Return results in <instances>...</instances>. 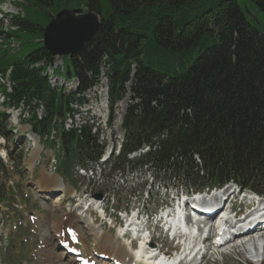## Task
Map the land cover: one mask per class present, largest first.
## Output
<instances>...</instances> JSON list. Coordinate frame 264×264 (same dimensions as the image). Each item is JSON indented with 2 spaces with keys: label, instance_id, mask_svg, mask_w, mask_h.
<instances>
[{
  "label": "trees",
  "instance_id": "1",
  "mask_svg": "<svg viewBox=\"0 0 264 264\" xmlns=\"http://www.w3.org/2000/svg\"><path fill=\"white\" fill-rule=\"evenodd\" d=\"M0 45V72L10 69V106L24 104L37 134L47 133L84 93L108 81L112 107L131 83L135 103L122 129V156L150 143V165H195L223 176L264 179V0H23ZM78 7V8H76ZM81 9L99 18L95 33L76 54L54 57L42 45L44 28L60 10ZM2 26V25H1ZM14 27V30H10ZM35 42L34 50L21 46ZM11 48V47H10ZM41 67H34L37 64ZM52 74L77 83L75 92L50 86ZM5 90V89H4ZM42 108L38 120L35 110ZM4 123L0 116V131ZM3 132V130H2ZM59 173L95 160L99 147L85 129L63 134Z\"/></svg>",
  "mask_w": 264,
  "mask_h": 264
},
{
  "label": "rangeland",
  "instance_id": "2",
  "mask_svg": "<svg viewBox=\"0 0 264 264\" xmlns=\"http://www.w3.org/2000/svg\"><path fill=\"white\" fill-rule=\"evenodd\" d=\"M18 2L19 0L17 1L0 0V19L4 15L6 16V13H10V15L17 14L20 10V6ZM4 26L6 25L4 24ZM36 47L37 46L35 42L30 41L28 44L21 46V51L23 53L25 52L24 50H34ZM58 65H60V61H57L53 65V67L58 66ZM59 74L63 76V73H59ZM101 75H104V69L101 70ZM54 81H56V83H54ZM64 82L69 84L66 87L75 86L73 82L71 83L68 81H63L61 79L60 80L51 79L50 84L56 89H61L64 91V93L70 94L72 91H69L67 88L63 87ZM101 82L103 83H101L98 89H101L102 87L107 86V78L101 77ZM130 89H131V84L125 85V94L122 97V100L115 106V110L113 114H111L113 116V120H120L123 117L125 111H127L130 107H132V105H134V103L131 101L132 93ZM18 142L21 143V140H18ZM18 153L20 155L19 159H15V165L11 167V170L13 172H10L11 174L10 177L8 178V180H5V181L9 186H12L13 183L18 182L16 180L20 178L22 182L21 186L23 189L18 191L17 194L15 195L13 204L17 206H12V209L6 206H0V236H1L0 238V264H46L45 263L46 257L42 256L44 255L43 252L45 250L47 251V254H49L52 258L51 259L52 262L50 264H71V260L69 257L62 256L60 258L61 253L58 252L59 249L55 245V242L53 240L55 239L54 237L50 238L49 236H43V239L46 240L45 244L47 247L46 249H43L42 251L37 250L39 252V255L30 257L29 252H31L30 250L31 248H29L28 245L20 246L21 239L25 237V240H29V237H28V235H30L29 231H33L34 229H37L36 227L33 228L27 225L28 215L30 213H35V214L40 215L38 217L39 226H38L37 234L33 238L32 245H34L35 241H37L38 239H41V237L38 234V231L42 230L41 235L42 234L46 235L45 234L46 232L43 230H46L47 232H49V231H52L54 228L57 231L58 230L57 225L59 224L61 225L62 219L66 217H72L76 215L79 211L76 208L69 210L65 206H58L56 209L50 211L48 210V208H53V207L45 206L41 202H38L39 206H33V204L28 203V201L22 202L23 199H27L28 197H30L32 201H35V199L31 195L30 190H27L23 183L25 179L29 178V173L31 174L30 178L33 180V183L38 181L39 184L45 181L46 174L43 173V169H40L39 171L38 169L34 170L33 168L31 171H29V162L27 161V158L23 157L22 149H20ZM44 169H46V167ZM15 174H17L18 176H16ZM145 180H147L148 184H150V181H151L150 176H147ZM143 183H144V179L141 180L140 175L138 174L134 176L125 177L124 179L118 178V179H112V181L91 182L90 186L92 190L87 196L90 198H94V196H96L97 194H102V198L105 199L106 205L109 206V204L111 203L112 195L127 196L129 193H133V192L136 193V191H140V188L143 186ZM113 184L118 185L119 192H115V193L110 192ZM164 187L170 188L173 190L175 186H171L167 184ZM181 189L184 190V187H182ZM165 191L166 190L164 189L154 188V189H149L148 194L144 193L142 195H138L137 193L135 194L136 195L135 198L132 199V204L135 206H131V207L138 206L140 210L143 208V211L150 213L151 211L161 206L164 199L166 201H169L168 197L164 198ZM173 193H175V191H173ZM24 194H27V197H25ZM95 204H97V206H100L99 202H96ZM81 206L83 205L81 204ZM119 207L122 209L125 208V206H119ZM84 213L86 212H83L82 214ZM76 221H77V228L79 229L82 238L85 240V245L87 247L88 252H90V250L92 249V246H93L92 251L93 250L104 251L105 250L104 246L98 245L96 243H94L93 245L92 243L93 237L90 235V232L83 227L85 224V221H82L81 216H78ZM19 228H22L23 230L22 229L20 230ZM60 232L64 233V231H60ZM1 233L11 234V235L14 234V235L13 236L10 235V237L8 236L7 238H5L4 235H1ZM56 237L59 240V237L58 236ZM61 238L65 240L66 234L64 233ZM157 243H159V241H157ZM153 244L156 247V242L155 243L153 242ZM238 244H240V242ZM220 251H226V249H222ZM259 254H261L260 251H259ZM251 257L252 255L249 254V251L247 254L244 255V253L239 252V249L237 250L235 248L234 251L229 252V254L227 255L219 256L217 254H214L209 257L207 256V258L200 264H257L255 263V260H252ZM258 264H264V253L262 255L261 261Z\"/></svg>",
  "mask_w": 264,
  "mask_h": 264
},
{
  "label": "bare ground",
  "instance_id": "3",
  "mask_svg": "<svg viewBox=\"0 0 264 264\" xmlns=\"http://www.w3.org/2000/svg\"><path fill=\"white\" fill-rule=\"evenodd\" d=\"M235 197H233L234 199ZM82 204V203H81ZM78 208H83V210H81L79 213H77V216L79 215H83L82 216V220H86V229L88 231H90L91 235L94 238V242L98 245H102L104 246L105 250L104 251H96L93 250V252H97L98 254H104L106 253L109 258H111V264L113 263L112 260L115 263H119V264H156L154 260H148L147 258H144V252L143 251H138L136 253H132L129 251L128 248H126L125 244H121L120 242H118V239L116 236H107V235H103L101 233L100 227L96 224H93L92 220H90V216H88L87 214H82L83 212H86V206H81ZM245 205V204H244ZM245 207V206H244ZM214 210H212L213 212ZM86 217V218H84ZM60 219V218H59ZM60 221V220H59ZM74 223V219L73 217H66L65 219H63V222H61V225H57L58 230L56 231V236L59 237V241L61 242H68V238L66 236V239L63 240L61 237L64 233H61L60 228L64 225H71ZM261 224L260 222H257L253 225L251 230H248V233L245 236H240L237 240H239L240 244L234 245V249L236 248L237 250L239 249L240 253H244L247 254L248 251L250 252L251 250L258 252V248H260V241H262L264 243V233H260L261 230H259ZM45 233V232H44ZM257 233V234H255ZM214 234L213 229H210V235L212 236ZM43 236V234L41 235ZM78 237V242L79 244L77 245V247H73V249H78L80 251L81 254L87 256V255H91V253L87 252V248L84 245V242L82 241L81 237L79 235H77ZM259 243V244H258ZM248 244V245H247ZM247 245V246H246ZM248 247V248H247ZM264 248V246L262 247ZM222 248H220L219 250H221ZM208 250H215L211 247V244L208 245ZM252 251V253H253ZM251 253V252H250ZM255 253V252H254ZM44 255L46 257V264H50L52 262V258L49 254H47V251L45 250L43 252ZM135 254L137 256H139V258L141 259H136L134 256ZM238 254V253H237ZM63 254L60 255V258L62 257ZM251 258H256L257 261H259L260 256L258 254H255L253 257ZM147 259V260H145ZM255 261V262H257Z\"/></svg>",
  "mask_w": 264,
  "mask_h": 264
},
{
  "label": "water",
  "instance_id": "4",
  "mask_svg": "<svg viewBox=\"0 0 264 264\" xmlns=\"http://www.w3.org/2000/svg\"><path fill=\"white\" fill-rule=\"evenodd\" d=\"M98 25L99 18L92 12L60 10L44 28L43 47L54 57L72 56L89 41Z\"/></svg>",
  "mask_w": 264,
  "mask_h": 264
}]
</instances>
